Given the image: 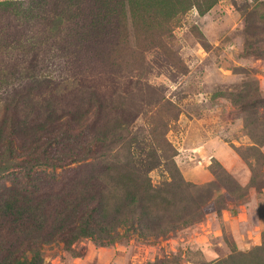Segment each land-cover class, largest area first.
Segmentation results:
<instances>
[{
	"label": "rangeland",
	"instance_id": "obj_1",
	"mask_svg": "<svg viewBox=\"0 0 264 264\" xmlns=\"http://www.w3.org/2000/svg\"><path fill=\"white\" fill-rule=\"evenodd\" d=\"M0 77L25 86L20 159L0 184L26 187L38 152L33 166L71 179L0 203L9 264H264V0H0ZM57 105L78 123L53 138L68 160L53 167L35 145ZM146 176L163 199L143 219L123 202ZM102 196L100 229L66 233Z\"/></svg>",
	"mask_w": 264,
	"mask_h": 264
},
{
	"label": "trees",
	"instance_id": "obj_2",
	"mask_svg": "<svg viewBox=\"0 0 264 264\" xmlns=\"http://www.w3.org/2000/svg\"><path fill=\"white\" fill-rule=\"evenodd\" d=\"M21 18H24L23 15L21 16ZM25 27L26 26H24V28ZM24 28L22 27L20 28V30L24 31ZM33 40L34 39L30 40L29 38V41H32V44L34 43ZM32 44L29 45V48L26 50L33 51V49L35 48L32 46ZM22 46L23 50H25L28 44L25 43ZM19 48L20 47L18 46L17 50ZM10 49L11 51L9 50V52H13L11 46ZM36 59H38L42 64L46 63L44 58L36 57ZM2 77H5V75ZM2 77H0V102L4 106L6 116L2 119V122L0 123V167L1 169L5 170L8 169V165H3V162L8 161L9 163L12 162V160L14 162L15 160L20 159L18 156H16V153L20 154L18 152V149H22L21 146H23L20 138L21 133L25 129V117L22 114L20 104L22 101V97L25 94V86L23 85L24 83L22 81L9 83L8 81H5V79H3ZM77 117L78 114L76 115L75 111L62 108L59 105L48 109L46 116L43 119L45 123L44 131L35 145V150H39L40 152L42 151L44 158L47 159L46 161H48L51 166L56 167L62 164H68V160L61 161V159H55L51 156L54 151L53 138L58 134H66L68 136L71 135V132L75 131L74 126L78 123ZM112 140L113 138H110V141ZM119 154L120 153H115L112 158L116 159V157H119ZM33 156H36L37 158L33 165L42 162L39 152L35 153ZM122 157L123 161L122 163L120 162L122 165L131 168L135 173H138L137 175H143L142 169L140 168V165L143 164L144 161L142 157L135 155V153H133L132 151H127L125 155H122ZM33 165L32 167L21 166V176L23 177V184L26 187H22L21 189H19L13 185L9 186L7 183L0 184V203L3 205V212H11L13 209H15V204L12 203L11 200L15 199L16 197H20L26 201L34 199V201H41L46 200V198L56 197L61 191L66 189L69 181L71 180L68 177L69 175H67L68 173L60 175L58 173L53 172L49 176L45 172V170H39L36 168V165ZM101 165L106 166L107 163H103ZM33 173H35V176L32 175ZM47 179H49L50 181ZM143 179L145 183L143 192L138 195L136 194L133 197H130L129 199H126L125 202H123V209L124 211L134 213V211L136 212L138 208L140 209V211L138 212L139 217L147 219L150 213L148 207H146V200L149 201L151 199L163 198L160 195L161 188L159 186L154 185L150 181L148 176H146L145 178L143 177ZM32 186L36 188V191H32ZM46 189L52 193H50L48 196H43V194H39L40 192ZM29 197L34 198L32 199ZM7 198L12 199L9 201L7 200ZM92 200L93 199H90L89 203H92L90 202ZM103 200L104 198L102 196L99 201H97V203L95 204L96 206H94L93 204V206L91 205L89 206V208L85 207L83 210L77 213L74 216L75 223L72 226L68 225L69 228L66 233L75 234V232H78V230H83L85 232L90 231L91 233L88 234H92L93 231L99 230L101 223L98 220V214L104 212L103 210L105 207L103 205ZM98 209H101V211L96 212L98 211ZM62 232L63 231H61V233ZM11 254H15V252H12L10 250L7 251V257L2 256V253H0V264H9L8 256H10ZM21 263L23 262L17 261V264Z\"/></svg>",
	"mask_w": 264,
	"mask_h": 264
}]
</instances>
